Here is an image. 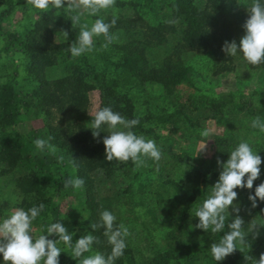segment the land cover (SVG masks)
I'll list each match as a JSON object with an SVG mask.
<instances>
[{
    "label": "rangeland",
    "instance_id": "374dc122",
    "mask_svg": "<svg viewBox=\"0 0 264 264\" xmlns=\"http://www.w3.org/2000/svg\"><path fill=\"white\" fill-rule=\"evenodd\" d=\"M4 1L0 0V11L5 8ZM12 1L13 3L27 2V0ZM175 1L119 0L124 6H118L115 3L113 7L101 10L95 15L103 20L107 17H116V21H122V26L125 27L133 25L139 16L147 25H155L156 22L164 24L175 22L177 33L174 31L171 35L167 34L169 43L153 40L154 50L146 54V60L149 62V67H162L164 63L174 65L176 68L179 65L190 67L189 74L194 88L180 84L169 85L167 89L146 85L132 90L135 95L136 115L144 120V131H149L143 136L155 140L162 152V158L159 162L145 158L147 166L139 169L131 160L121 162L115 159L111 161L113 166L110 171L101 166H98L99 168L97 167L95 171L86 169L90 186L89 194L93 196L92 200L97 204L96 212H92L89 229L86 231L78 228V234L73 236L72 243L74 245L82 235L90 233L97 237L100 248H96L94 243L91 251L84 255L96 252L105 256L110 254L111 245L103 235L104 229L98 228L95 232L90 226L93 223H99L100 213L108 210L116 216V224L123 223L131 233L126 238L124 254L115 261V264H215L210 251L211 245L218 243L223 234L230 231L228 224L235 218L236 213L230 206L224 229L213 233L210 229L205 232L195 227L199 220L195 216L194 208L202 204L215 185L209 171L217 173L218 176L222 171V167L217 164V159L226 163L231 151L244 141L261 156L262 163L260 177L254 181L251 190L234 189L238 193V199L233 203L240 208L239 215L244 220L243 231L248 234L247 245L241 248L238 244V249L234 253L237 255L235 264H254V260H258L260 254L264 253V201L258 199L257 207L252 208L248 199L250 194L255 193L256 186L264 183V132L252 127L255 117L259 116L261 120H264V64L253 66L244 60L242 53L238 52L235 57H232L222 51L225 41L236 40L239 43L240 38L245 34L243 25L248 19L247 9L250 8L252 0L224 2L225 6L229 7L228 17H231L226 23L227 26L223 25L222 18H218L214 26L209 27V34L215 36L216 44L221 47V58L224 59L222 61L220 58H215L209 48L203 50L199 47H187L177 50L179 43L182 42V33L178 31L180 26L171 7V3ZM261 2L264 3V0ZM197 3L206 11H214V7L210 6L206 0H197ZM43 13L46 12L37 10L27 3L22 12L16 8L10 16L1 15L3 16L2 19L0 18L3 29V34H0V81L2 83L8 79V74L13 73L12 67H2L8 63L6 62L8 57H11L14 59L13 67L15 64L18 65V75L12 81L19 88L26 84L24 69L21 63L18 64L20 55L15 53L17 48H9L7 54L3 50L6 31L25 35L40 20ZM80 23H88L90 27L94 21L84 12ZM75 27L80 32V25ZM60 31L59 26L52 30L55 34V42L62 40L65 42V36ZM131 31L133 30H129ZM122 33L120 32L117 36L119 38L114 40L115 44L125 40L141 42L140 39L130 40L129 35L124 36ZM92 52L93 50L79 57L71 55L70 61L80 66L84 65L83 61L99 67L103 66V62L99 60V53ZM104 54H109L113 61L116 60L114 54L109 52ZM62 73L64 74V70L60 68L51 76L60 77ZM99 106L100 93L94 91L89 95L87 110L81 115L64 117L54 115L48 118L27 114L23 117L26 121L9 131L11 135L16 133L22 138V142L27 143L32 129L41 130L44 126L45 131V124L49 123L54 128H60L64 136L69 133L77 136L80 145H85L91 153L101 154L102 158L107 160L102 140L109 134L108 128L105 131L101 130L100 136L94 138L90 125L92 119L90 116L99 110ZM205 130L209 132L206 137L201 135ZM45 150L40 152L36 148L32 151L42 159L51 155V152L46 153ZM55 154L58 158L64 157L63 162L66 165L61 170L62 174L65 172L70 176L69 178H74L70 160L61 152ZM107 163L109 165L110 161L107 160ZM20 169L18 166L7 176H1L0 173V221L17 208L27 211L36 206L33 204L25 208L20 195L14 190L13 180L21 175L22 172L18 171ZM74 195L80 196L76 189L71 188L70 197L63 199L60 206L63 211L76 207L75 211H79L78 214L81 215V207L86 204L85 197L82 195L84 205H78L79 202L76 200V206L75 200L72 199ZM75 214L77 213H73V216ZM47 222L45 219L41 221L35 219L32 225L33 235L36 237L41 234L47 235L45 232ZM253 226H257L259 233L255 238ZM58 246L62 252H66V256L70 257L60 264L72 262L78 264V261L72 258L71 249L63 242ZM245 257H252V259L246 260ZM0 264H4L2 255H0Z\"/></svg>",
    "mask_w": 264,
    "mask_h": 264
},
{
    "label": "trees",
    "instance_id": "16d2710c",
    "mask_svg": "<svg viewBox=\"0 0 264 264\" xmlns=\"http://www.w3.org/2000/svg\"><path fill=\"white\" fill-rule=\"evenodd\" d=\"M226 1L233 0H206L210 6L214 7L213 12L200 8L197 0L172 2L174 4L171 3L173 14L177 17L180 26L178 31L182 33V42L179 43L177 50L187 47H199L203 50L209 48L215 58H220V61L224 60L221 58V47L216 44L215 36L209 34V27L214 26L218 18H222L223 25L227 26L226 23L231 17H228L230 12L229 7L224 4ZM3 4L5 8L0 11V16H10L16 8L22 12L26 8L27 2L13 3L12 0H5ZM116 4L124 6L119 0H116ZM66 6L61 9H50L41 14L40 20L25 35L6 31L3 50L7 54L9 48H17L15 53L20 55L18 64H22L26 84L19 88L12 81L18 75V65L15 64L13 67L14 59L8 57L6 60L8 63L2 67H12L14 75L10 73L5 82L0 81V173L1 176H7L11 170L18 166L21 168L18 170L22 172L21 175L13 180L14 190L20 195L25 208L33 206V204L39 206L43 203L45 205L44 210L36 219L48 221L46 234L49 224L60 222L64 224L69 233L74 232L77 235L78 228L86 231L89 229V223L93 217L92 212H96L97 206L92 200L93 196L89 194L90 186L86 169L95 171L98 166H101V168L110 171L113 164L110 161L108 165L107 160L103 159L101 154H93L85 145H80L77 136L70 133L64 136L60 128H54L49 123L45 124V131L44 126L41 130L32 129L27 143L22 142V138L16 133L11 135L9 130H14L15 126L26 121L23 117L27 114L35 117L47 116L48 118L54 115L61 117L81 115L87 110L90 93L99 91V109L111 107L113 111L119 112L129 120L139 119V124L132 131L137 135L148 134L149 131H144L143 128L144 120L136 115L135 95L132 90L146 85L167 89L169 85L179 84L193 89L194 83L189 74L190 67H180L179 65L176 68L169 63H164L162 67H149L146 54L154 50L153 40L169 43L170 39L167 34L171 35L174 31L176 32V25L175 22L173 24L156 22L155 25H147L140 16L133 25L128 27L122 26V21H116L115 26L110 29V34H115L117 37L120 32H123L122 35H129L130 40L140 39L141 42L125 40L115 44L113 41L108 43L105 48L103 45L107 41L104 36L94 37L95 44L92 53L95 51L99 53V60L103 62L102 68L87 61H83V66L76 65L75 62L70 61L71 53L68 49L78 38L79 29L72 27L70 21L72 14L65 12L67 11ZM3 16L0 18L2 19ZM89 16L93 21L99 19L98 16ZM112 19L113 17H107L104 20L105 23H111ZM56 26L61 28L60 32L63 30L68 32L65 42H62L63 40L55 42V34L52 33V30ZM129 30L133 31L129 32ZM2 32L3 29L0 25L1 35ZM140 44L141 46H139ZM104 52L114 54L116 60L113 61L109 54L106 55ZM60 68L64 70L62 76H51ZM146 69L148 70L146 71ZM106 129L107 126H102L101 130L105 131ZM46 136L47 138L51 136L50 143L58 149L59 154L63 153L70 160L75 177L78 176L85 181L83 188L77 190L80 196L74 195L72 198L75 200L74 205L77 206L78 201V205L83 206L82 199L83 196L85 197L86 204L81 207V215L78 214L79 211H75L76 207H70L69 211H63L60 206L63 199L70 197L72 188L65 189L64 187L70 177L65 172L63 174L61 172L66 163L58 162L57 154L51 153V155L40 159L32 151L36 149L34 141L37 138L46 139ZM45 152L49 153L50 151L46 149ZM209 174L211 180L216 183L219 178L218 174L212 171H209ZM73 213L77 214L73 216ZM49 238L58 239V237ZM99 245L100 243H95L96 248H100ZM235 253L223 261L214 260L215 264H235L237 258ZM69 258L64 251L61 253L59 261L63 263ZM71 264H75V262Z\"/></svg>",
    "mask_w": 264,
    "mask_h": 264
},
{
    "label": "clouds",
    "instance_id": "9594fccd",
    "mask_svg": "<svg viewBox=\"0 0 264 264\" xmlns=\"http://www.w3.org/2000/svg\"><path fill=\"white\" fill-rule=\"evenodd\" d=\"M33 8L41 11L50 9L65 8L71 15L70 21L72 27L80 25L79 36L74 41L68 51L72 57H79L86 52H91L94 47V37L103 35L108 43L113 42L117 37L110 34V29L116 24V17H113L111 23H105L100 18L96 19L89 27L88 23L81 24V17L84 12L95 16L101 10L113 7L116 0H27ZM248 10V19L243 28L245 34L240 38L239 43L236 40L225 41L222 51L227 55L235 57L237 53H242L243 58L250 65L258 66L264 64V3L261 0H252ZM65 37H68L67 31H62ZM90 116V115H89ZM91 119V130L94 138H98L102 126H107L109 134L103 137L102 143L105 147V158L108 161L113 159L127 162L129 160L137 169L145 167V158H150L159 162L162 158V152L157 146L155 140L148 139L143 135H137L132 129L139 124V119H127L119 112L113 111L111 107H102L95 112ZM252 127L259 128L264 132V120L259 116L252 121ZM202 136H208L207 130L201 133ZM52 137L47 139L37 138L34 141L36 148L43 152L45 149L52 154L58 152V149L50 143ZM64 157L60 156L62 163ZM261 156L253 150L247 142H240L234 150L231 151L226 163L217 159L218 166L222 167L218 181L211 188V194L203 200L202 204L194 208L195 216L199 223L196 228L207 232L209 229L213 233L221 232L225 227L227 213L230 206L236 213L235 218L228 224L229 232L224 233L218 243L211 245L210 251L213 259L217 262L223 261L226 257L233 254L238 248L246 246L248 234L243 231L244 220L239 215L240 208L234 205L238 199V193L234 189L253 188V183L260 177ZM85 181L80 177L69 178L65 184V189H82ZM252 208L257 207V200L264 201V183L255 188L254 195L248 196ZM43 203L39 206H33L27 211L23 208H17L2 221H0V255L3 257L4 264H60L59 257L62 249L58 246L61 242L72 252V258L78 261V264H115V261L124 254L126 248V238L131 234L129 228L123 223L116 224V216L108 210L100 213V222L91 224L95 231L103 228V235L111 245V253L107 256L100 252L85 256V253L91 251L94 243H99L97 237L92 234L82 235L73 245V236L75 233H69L63 223L56 222L47 226V235H33V221L44 210ZM254 238L258 236L257 226H253ZM252 232V233H253ZM49 237H58V239H49ZM249 246V245H248ZM246 260L252 257H245ZM254 264H264V253H261Z\"/></svg>",
    "mask_w": 264,
    "mask_h": 264
}]
</instances>
